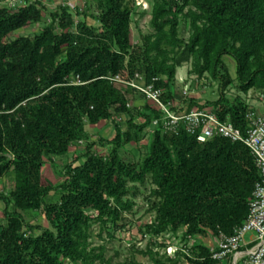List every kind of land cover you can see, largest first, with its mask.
<instances>
[{
    "label": "trees",
    "instance_id": "trees-1",
    "mask_svg": "<svg viewBox=\"0 0 264 264\" xmlns=\"http://www.w3.org/2000/svg\"><path fill=\"white\" fill-rule=\"evenodd\" d=\"M3 1L0 181L12 176L14 185L9 193L0 190V264H120L106 256V246H93L92 228L98 223L101 233L115 238L148 186L153 217L139 230L152 238L181 232L188 249L141 251L150 264H182L183 258L187 264H231L215 259L218 246L200 238L231 236L248 218L262 180L250 148L218 135L201 142L183 124L171 130L163 109L126 82L153 84L162 102L175 103L178 68L190 63V74L218 81L220 96L205 104L191 97L187 110L211 108L246 134L248 113L256 109L242 94L264 92V0H154L152 31L136 43L137 0H88L84 13L93 24L76 20L83 13L68 0L54 10L41 0L17 7ZM43 21L34 35L12 37ZM182 23L189 26L188 40ZM226 57L236 63V78ZM234 83L241 94L232 99L226 89ZM101 121L114 126L115 136L99 133L92 140L86 126ZM144 138L141 157L127 159L123 150ZM80 141L84 151L62 167L64 179L43 181L45 164L58 168L55 158L68 157ZM39 210L48 226L26 220V213Z\"/></svg>",
    "mask_w": 264,
    "mask_h": 264
},
{
    "label": "rangeland",
    "instance_id": "rangeland-1",
    "mask_svg": "<svg viewBox=\"0 0 264 264\" xmlns=\"http://www.w3.org/2000/svg\"><path fill=\"white\" fill-rule=\"evenodd\" d=\"M63 0H49L46 6L50 10L56 9L57 5L62 3ZM68 2V1H67ZM154 0H137L136 9L134 13V22L132 24L133 32V42L136 43L140 40L142 33H148L152 31L150 24L152 17V5ZM76 7L80 8L81 14L76 17V20L86 19L89 23H95V20L91 16H86L84 12H88L87 5L88 0H76L73 2ZM45 21L41 23L29 24L26 27L20 29L19 31L12 34V37H18L20 35H34L37 33L44 25ZM189 26L185 23L181 25V36L186 40L190 36ZM225 61L229 67L231 77L236 78V63L230 58L226 57ZM191 69L190 63H184L178 68L175 83V94L177 108L186 109L188 107V100L191 97L196 98L200 104H205L207 101H215L220 96L219 83L216 80H212L211 77L199 78L198 75L190 74ZM236 83V82H235ZM228 87L226 93L232 99L241 94L236 84ZM253 106H255L256 111L264 113V92L256 89H252L248 94H242ZM143 102V101H141ZM86 130L92 140H99V133L105 137L113 138L115 136L114 126L107 121H101L97 125H87ZM148 142V138H144L139 144L128 145L125 150H123V155L127 159H135L141 157L145 152L144 145ZM86 142L80 141L77 145H72L70 148V153L68 157L65 158H55V163L58 165L56 168L50 162H47L43 168V181H49L54 184L62 181L64 179L60 172L62 167L70 161H73L78 155L82 154L84 151V146ZM99 152L105 154L108 152V146L102 148L101 146L96 147ZM14 178L12 176L5 177L0 181V190L5 189L6 192L13 188ZM149 186L141 188V192L137 194L135 198L136 205L133 212L125 214L123 228L118 229L115 232V238H110L107 232L101 229L98 223H96L92 228V244L93 246H106V256L114 263L127 264L130 260L135 259L143 264H150L151 259L149 255L141 253V251H147L151 248L153 251H159L161 254L167 252L168 255L174 254L180 247L184 248V242L181 240V232L178 235L167 234L161 237L152 238L150 236L144 237L139 228L143 223L149 222L152 219V214L148 213V204L145 197L148 195ZM53 194V193H52ZM4 204L0 203V217L3 216ZM26 220L34 225L48 226V221L43 211H31L25 214ZM35 233H39L36 229ZM251 233H248L246 239L249 240ZM204 243L216 247L221 237L212 236L209 238H200ZM157 242L166 244L165 246H160ZM191 241L188 245L192 246ZM186 251L187 248H184ZM182 264H187L185 258L182 259ZM223 264V263H222Z\"/></svg>",
    "mask_w": 264,
    "mask_h": 264
},
{
    "label": "built area",
    "instance_id": "built-area-1",
    "mask_svg": "<svg viewBox=\"0 0 264 264\" xmlns=\"http://www.w3.org/2000/svg\"><path fill=\"white\" fill-rule=\"evenodd\" d=\"M47 3L49 0H41ZM76 0L66 2L72 8ZM28 3V0H4L3 3L11 7H17ZM117 81L125 82L119 77ZM77 83H81L78 79ZM138 90L146 93L165 112V124L171 130H177L180 124L185 129L198 137L199 141L206 142L215 136H222L234 142L240 141L248 146L255 157L256 163L261 170L262 180L258 182L250 199V211L245 222L237 227L234 234L227 236L221 234L218 250H213L215 259L226 261L231 264H264V113L251 111L248 113L249 125L244 134L239 128L230 122L222 121L211 108H195L191 111L176 107L175 103H164L161 100V90L155 89L153 84L148 86L136 82H126ZM156 123V122H155ZM251 233L249 240L246 239Z\"/></svg>",
    "mask_w": 264,
    "mask_h": 264
},
{
    "label": "water",
    "instance_id": "water-1",
    "mask_svg": "<svg viewBox=\"0 0 264 264\" xmlns=\"http://www.w3.org/2000/svg\"><path fill=\"white\" fill-rule=\"evenodd\" d=\"M12 158V157H11Z\"/></svg>",
    "mask_w": 264,
    "mask_h": 264
}]
</instances>
